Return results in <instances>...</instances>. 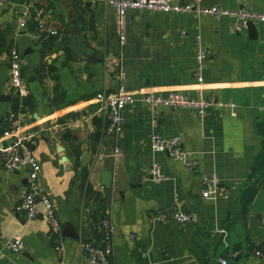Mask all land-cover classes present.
I'll return each mask as SVG.
<instances>
[{
	"label": "crops",
	"instance_id": "1",
	"mask_svg": "<svg viewBox=\"0 0 264 264\" xmlns=\"http://www.w3.org/2000/svg\"><path fill=\"white\" fill-rule=\"evenodd\" d=\"M14 1L18 6L0 11V33L22 57L25 98L32 105L19 113L25 130L38 132L32 152L41 163L39 182L62 225V251H55L41 208L32 220L15 213L28 169L4 171L1 151L7 141L0 139V264H90L82 244L100 243L88 223L100 205L86 195V187L105 199L114 228V264H218L221 258L228 264H264L256 255H264L259 251L264 242L249 234L250 212L244 214L242 204L250 187L257 193L264 188V163L257 166L264 162V25L236 33L227 17L131 10L120 46L114 10L103 0H35L39 19L58 33L45 49L35 29H19L26 5ZM197 3L264 12V0ZM197 37L208 51L200 85L194 75ZM11 49L0 55V120L13 111ZM119 69L138 100L122 110L121 133L106 137L96 96L116 91ZM197 89L215 101L203 120L187 108L159 109L156 127L139 97L173 91L196 96ZM97 131L101 136L93 143ZM151 133L178 139L194 166L153 151ZM100 144L104 156L95 162ZM116 146L121 154L113 162ZM153 164L162 176L157 183L150 176ZM212 174L220 191L203 199L202 180ZM177 213L190 220L177 222ZM65 224L77 239L63 235ZM13 239L22 244L19 253L9 248Z\"/></svg>",
	"mask_w": 264,
	"mask_h": 264
},
{
	"label": "built area",
	"instance_id": "2",
	"mask_svg": "<svg viewBox=\"0 0 264 264\" xmlns=\"http://www.w3.org/2000/svg\"><path fill=\"white\" fill-rule=\"evenodd\" d=\"M104 3L114 10L116 34L120 46L124 45L126 40V16L128 11H147L158 12L165 15H174L181 13L195 12L197 14L208 15L213 18L227 17L232 20V29L236 33H241L247 30V26L252 23L264 25V12H253L247 8H240L235 11H228L219 7L201 8L197 0L190 3H182L178 0H103ZM35 2L30 0L29 7ZM0 5L7 7L18 6L14 0H0ZM29 7L22 8L19 17V29H27V23L30 18ZM36 22L35 37L41 42H46L50 38L57 36V31L47 28L39 19L38 13L33 18ZM208 51L197 37L196 50V68L194 75L197 84H201L203 79L201 76L202 63L207 58ZM23 65L22 57L19 51L15 48L10 51V76L9 88L12 97L22 101L27 96L24 87V81L21 75ZM116 91L111 94H99L96 96V101L99 104V113L104 119L105 126L103 135L108 137L117 136L122 131V110L133 105L138 99L137 95L126 88V76L120 69L117 73ZM149 112L153 116L152 125L157 126L158 120L156 112L159 109H190L198 119L203 120L207 110L214 105L213 97H205L201 89H197L196 96L173 91L167 95H162L155 92H145L139 95ZM23 115L21 113L11 111L6 117L0 120V139L3 141H11L9 145L1 151V162L4 171L13 173L19 170L28 169L27 186L24 195L15 206V213L25 217L28 220L35 219L41 212L42 217L47 224L50 234L55 241V251H62V225L59 222L56 212L49 195L39 182L41 173V163L33 154L32 147L35 145L38 132L27 131L23 126ZM151 149L153 151L164 152L172 159L183 161L187 166L193 167L194 161L190 154L185 152L179 144L178 139H164L157 133H151L149 136ZM104 146L100 144L95 154V162H100L104 156ZM119 147H115L112 152V161L116 162L120 156ZM150 176L154 182H159L162 179L159 167L153 164L150 170ZM103 190V188H101ZM220 191V180L215 174L205 176L202 180L203 199H209L215 196ZM174 219L179 223H184L190 220V216L177 213ZM92 231L101 235L99 244L86 242L82 244V250L89 256L90 264H114L112 262V233L113 225L106 215L98 220L90 219L88 222ZM264 227V219L262 220ZM9 248L14 253H19L22 250V244L18 239H13ZM256 255L264 259V255L256 252ZM218 264H228L227 260L221 258Z\"/></svg>",
	"mask_w": 264,
	"mask_h": 264
},
{
	"label": "trees",
	"instance_id": "3",
	"mask_svg": "<svg viewBox=\"0 0 264 264\" xmlns=\"http://www.w3.org/2000/svg\"><path fill=\"white\" fill-rule=\"evenodd\" d=\"M20 5H26V7H29L30 0H19ZM30 18L27 23V29L33 30L36 29V22L33 20L36 12L41 9L40 6H38L36 3H33L30 7ZM49 46V42H44V48L47 49ZM12 47L11 43L6 41L5 35L0 33V55L10 50ZM12 102V109L14 112H24L25 107H31L32 103L31 100L27 97L23 99L22 101H19L18 99L13 98L11 100ZM101 136V133L99 131L95 132L91 135L90 140L93 143L98 142L99 138ZM264 162H257V166H262ZM85 186V185H84ZM258 188L256 187H250L247 192L244 194L242 198V204H243V213L246 214L248 211V205L252 202L254 196L257 193ZM86 195H92L94 196V200L100 205L99 209H97L94 213V220H98L103 218L106 215V208L105 206V199L101 196V194L98 193H92V191L86 187L85 188ZM94 236L97 240V242L101 241V235L97 232H94ZM259 251H262L264 254V243L259 246Z\"/></svg>",
	"mask_w": 264,
	"mask_h": 264
},
{
	"label": "water",
	"instance_id": "4",
	"mask_svg": "<svg viewBox=\"0 0 264 264\" xmlns=\"http://www.w3.org/2000/svg\"><path fill=\"white\" fill-rule=\"evenodd\" d=\"M6 5H0V11L7 9ZM254 28V24L250 23L247 26L248 30H252ZM11 141H7V145H9ZM2 148V147H0ZM109 186V183L106 184ZM107 193L109 190H106ZM248 210L250 212V221H249V234L253 236L258 241L264 242V227L262 226V220L264 219V188L260 190L254 200L248 205ZM63 235H67L74 239H77V233L73 229V227L69 224H65L63 229Z\"/></svg>",
	"mask_w": 264,
	"mask_h": 264
}]
</instances>
